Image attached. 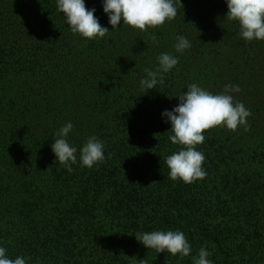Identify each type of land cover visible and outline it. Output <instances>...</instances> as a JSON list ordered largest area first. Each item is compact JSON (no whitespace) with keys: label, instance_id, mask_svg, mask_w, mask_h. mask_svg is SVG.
I'll return each mask as SVG.
<instances>
[{"label":"trees","instance_id":"16d2710c","mask_svg":"<svg viewBox=\"0 0 264 264\" xmlns=\"http://www.w3.org/2000/svg\"><path fill=\"white\" fill-rule=\"evenodd\" d=\"M103 3L85 0L109 34L87 39L57 0H0V246L26 264H194L202 247L213 264H264V40L242 38L227 0H182L147 31L113 29ZM181 35L191 47L178 53ZM161 53L179 63L142 89ZM192 83L214 94L238 85L251 116L247 131L205 130L207 175L189 184L169 178L166 157L182 146L162 113ZM68 122L72 172L52 150ZM91 136L105 160L89 168L80 150ZM157 230L183 231L190 255L136 238Z\"/></svg>","mask_w":264,"mask_h":264},{"label":"clouds","instance_id":"9594fccd","mask_svg":"<svg viewBox=\"0 0 264 264\" xmlns=\"http://www.w3.org/2000/svg\"><path fill=\"white\" fill-rule=\"evenodd\" d=\"M178 4L182 0H104V12L109 16V23L113 29L119 27L121 20L141 31L148 28L163 26L167 21L175 19L178 14ZM227 19L237 21L240 35L246 41L264 40V0H227ZM57 8L67 19L73 33H78L87 39L103 38L109 34V28L103 26L95 16L96 9H89L85 0H57ZM155 39V36H153ZM175 51L183 53L191 47L185 36H177ZM159 66L155 69H145L146 78L140 81L142 89L156 88L158 83L164 82V73L169 72L178 63L179 58L170 53H161L158 57ZM238 85H226L222 93L213 92L192 83L187 91L179 95L180 103L171 111L165 110L162 115L171 122L169 139L173 144L181 145L179 151L166 157L169 168V178L182 180L184 183H194L204 179L207 175L203 168L206 159L197 146L205 141V130L213 127H226L236 131L240 126L249 130L248 117L250 109L243 102L235 100L232 92H239ZM74 125L68 122L57 133L52 150L57 161L73 171L72 165L77 162V148L73 146L68 135ZM105 144L96 136H91L80 150V163L89 168L105 160ZM111 154H109L110 158ZM137 240L147 248L156 249L158 253L167 252L181 257L189 256L191 245L181 230L151 231L135 233ZM211 253L202 247L197 257H193L194 264H213L209 259ZM30 259V258H29ZM0 264H26L22 256L10 258L7 249L0 246Z\"/></svg>","mask_w":264,"mask_h":264}]
</instances>
